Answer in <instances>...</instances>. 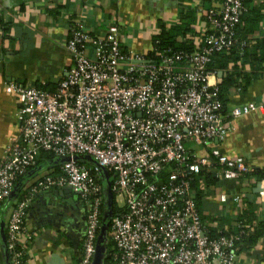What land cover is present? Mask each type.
Segmentation results:
<instances>
[{"label": "built area", "instance_id": "obj_1", "mask_svg": "<svg viewBox=\"0 0 264 264\" xmlns=\"http://www.w3.org/2000/svg\"><path fill=\"white\" fill-rule=\"evenodd\" d=\"M190 6L205 17L191 51L155 49L157 25L147 56L122 44L116 18L99 35L74 23L65 44L72 63L54 91L7 83L18 106V135L0 157V223L9 264L26 263L34 236L27 216L35 200L63 188L84 209L78 264H92L107 182L117 207L125 209L109 218L108 264L236 263L241 234L208 235L191 182L204 168L218 169L224 179L254 170L242 156L210 145L225 138L234 118L263 110L264 103L224 108L216 80L222 72L209 67L215 54L231 51L242 0ZM41 150L60 160V171L34 174L22 187L24 196L13 198L17 180ZM83 157L93 160L96 173L80 163ZM258 182L264 201V178ZM228 198L223 193L219 200Z\"/></svg>", "mask_w": 264, "mask_h": 264}, {"label": "crops", "instance_id": "obj_2", "mask_svg": "<svg viewBox=\"0 0 264 264\" xmlns=\"http://www.w3.org/2000/svg\"><path fill=\"white\" fill-rule=\"evenodd\" d=\"M198 3L210 5L211 0H0V157L11 139L18 135L17 101L6 91L7 83L14 81L44 86L49 90L55 88L66 77L72 63L65 47L72 24H79L99 35L116 18L122 44L145 55L158 19L173 21L178 17L182 4ZM262 3L264 0H253L254 5ZM201 23H198L197 31L202 28ZM263 35L264 18L252 38ZM241 67L245 71L250 70L247 64ZM217 78L220 83L222 74ZM247 103H264V74L253 79L245 90L231 91L227 95L226 109ZM210 146L229 157L242 156L250 167L264 170V109L234 118L231 131L222 141H214ZM81 159L93 162L86 157ZM47 169L48 166H43L30 173L20 188L34 174ZM203 170L213 178V183L208 184L205 176L197 184L205 223L216 228L221 225V219L227 222L249 204L254 206L257 220L264 219V201H261L262 190L258 180L252 176L224 179L216 168ZM17 186L18 183L14 193ZM223 193L229 196L224 203L219 200ZM235 196L239 198L238 202L232 200ZM83 211L77 196L72 193L60 190L40 193L27 216L34 236L25 264H78V235L83 228ZM224 225V229L229 226ZM102 228L98 246L103 249L110 239V227L108 231ZM5 235V225L1 222L0 264H9L3 247ZM263 254L264 238H261L249 250H238L235 264H264ZM104 260L100 249L92 264H104Z\"/></svg>", "mask_w": 264, "mask_h": 264}, {"label": "trees", "instance_id": "obj_3", "mask_svg": "<svg viewBox=\"0 0 264 264\" xmlns=\"http://www.w3.org/2000/svg\"><path fill=\"white\" fill-rule=\"evenodd\" d=\"M242 2L244 10L238 23L234 26L235 40L230 49L231 51L227 54H215L212 58V62L209 64L210 68L222 72V81L219 83L218 87L219 97L224 108H226L227 95L232 89H238L239 91L245 90L253 79H256L264 74V35L261 38H252V35L259 30L261 21L264 18V3L254 5L253 0H242ZM177 16L178 17L175 22H170L168 24L161 19L157 20V26L159 27L160 32L152 37V43L155 49L162 50L170 48L173 51H191L195 47V44L193 43V36L196 32H198L196 29L199 25L198 23L202 20L204 21L205 17L200 13L198 14L196 9L190 5H181ZM243 41H245L244 46L241 45ZM124 50H127V48ZM150 55H152V53L148 52L147 56ZM246 64L249 65V71H245V69L241 67ZM33 86L40 89H46L48 91H54L57 88V85L52 90H49L44 86ZM59 161L60 160L56 161V157L51 152L41 150L36 157L35 166L28 171L26 175L17 180L18 186L13 198H22L24 196L25 191L22 187L20 188V186L30 173H33V171L35 172L36 169L42 168L43 166H48L47 170L52 172V174L58 173V171H60ZM80 163H87L91 168L92 173H96L92 168L94 166L93 162L89 163L81 159ZM205 176H207L206 181L208 184L213 183L211 175L209 173H205V170L203 169L198 176H194L191 182L195 191L196 203L199 206V213L203 222L204 220L200 210V189L197 184ZM250 176L254 177L256 180L264 178V170L256 167L251 173L244 175V177ZM166 177L167 173L164 172L162 174V178L165 180ZM107 186H109L108 182L103 184L104 202L102 205V218L103 216L108 218L113 214L120 213L125 210L117 207L114 195L111 192L109 194L107 193ZM7 202L3 206H5ZM247 206L248 207L246 209L242 210L234 217H231L227 222L224 223L221 219L219 221L221 225L216 228L210 227L204 222L207 227L208 235L215 238L222 235L241 234L242 240L237 242L238 250H249L251 245L258 243L261 238H264V219L257 220L254 206L252 204ZM105 222H107L106 229L108 231L110 222L109 220H103L102 223L104 224ZM224 224L229 225L227 226V229H224ZM250 224L252 225L251 227H249ZM250 228L252 229L250 230ZM105 245V247L109 248L113 246V243L109 239ZM4 250L7 253L5 248ZM108 259V256H106L104 264H108Z\"/></svg>", "mask_w": 264, "mask_h": 264}, {"label": "water", "instance_id": "obj_4", "mask_svg": "<svg viewBox=\"0 0 264 264\" xmlns=\"http://www.w3.org/2000/svg\"><path fill=\"white\" fill-rule=\"evenodd\" d=\"M220 76H221V73H220ZM59 190H60V191H67V192L71 193V191H70L68 188H63V189H59ZM106 190H107V193L109 194V193H110L109 186H107V189H106ZM8 202H9V200H8ZM109 218H110V217H108V218H104V221H105V220H109ZM102 226H103L102 229L104 230V229L107 227V222H105ZM103 230H102V232H103ZM101 241H102V239L100 240V242H101ZM98 248H100V249L102 250V253H103V250H104V247H103V249H102V247H99L98 244H97L96 253H95V257H94L95 259H96V254H97L98 250H100V249H98ZM99 255H100V254H98V257H99Z\"/></svg>", "mask_w": 264, "mask_h": 264}]
</instances>
